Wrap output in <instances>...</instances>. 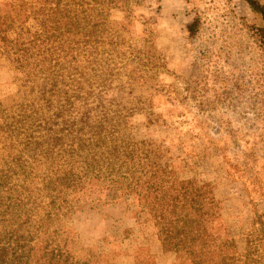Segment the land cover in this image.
<instances>
[{
    "label": "rangeland",
    "instance_id": "obj_1",
    "mask_svg": "<svg viewBox=\"0 0 264 264\" xmlns=\"http://www.w3.org/2000/svg\"><path fill=\"white\" fill-rule=\"evenodd\" d=\"M110 1L105 40L84 69V90L100 93L110 113L131 114L129 134L158 146L182 180L212 189L219 205L210 232L233 239L241 251L252 221L264 214L258 169H264V49L253 34L260 18L243 0ZM17 3L0 0V9L11 12ZM195 18L200 30L189 38L186 27ZM23 80L0 51V170L9 175L24 162L28 171V122L20 141L12 137L31 98ZM112 196L85 203L64 221L78 260L185 264L162 249L153 226Z\"/></svg>",
    "mask_w": 264,
    "mask_h": 264
},
{
    "label": "trees",
    "instance_id": "obj_2",
    "mask_svg": "<svg viewBox=\"0 0 264 264\" xmlns=\"http://www.w3.org/2000/svg\"><path fill=\"white\" fill-rule=\"evenodd\" d=\"M243 1L260 18L253 34L264 49V3ZM18 2L11 12L0 9V51L31 94L12 131L20 141L28 122V171L25 162L19 173L0 170V264H98L75 257L64 221L104 195L153 226L180 263L264 264V214L252 221L241 251L233 239L214 237L209 226L219 203L212 189L182 180L158 146L129 134L130 112L110 113L100 93L84 90V69L109 25L104 8L113 2ZM199 30V18L186 27L189 38Z\"/></svg>",
    "mask_w": 264,
    "mask_h": 264
}]
</instances>
